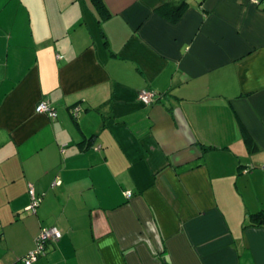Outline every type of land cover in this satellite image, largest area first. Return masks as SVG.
Listing matches in <instances>:
<instances>
[{
  "label": "crops",
  "instance_id": "crops-1",
  "mask_svg": "<svg viewBox=\"0 0 264 264\" xmlns=\"http://www.w3.org/2000/svg\"><path fill=\"white\" fill-rule=\"evenodd\" d=\"M260 212L264 0H0V264H264Z\"/></svg>",
  "mask_w": 264,
  "mask_h": 264
},
{
  "label": "built area",
  "instance_id": "built-area-1",
  "mask_svg": "<svg viewBox=\"0 0 264 264\" xmlns=\"http://www.w3.org/2000/svg\"><path fill=\"white\" fill-rule=\"evenodd\" d=\"M255 1L260 3V0H255ZM58 57L62 58V56H58ZM156 96H157L156 93L152 91L143 90L139 93L138 98L142 103L150 104L153 102ZM79 111H80L79 106H75L72 109V112L76 117L78 116ZM36 112L47 114L51 118H56L58 115L57 111L47 101L39 102L36 106ZM60 183L61 181L58 180L54 184H60ZM29 195L31 197V202L27 207V209L36 213L38 207L41 204L42 196L36 193L33 186H30L29 188ZM127 196L128 197L131 196V192H127ZM62 236H63L62 231L56 226L43 227L36 239L35 248L29 251V253L22 258L23 264H33L40 257L45 256L48 252L47 245L50 242L59 241L62 238Z\"/></svg>",
  "mask_w": 264,
  "mask_h": 264
},
{
  "label": "trees",
  "instance_id": "trees-1",
  "mask_svg": "<svg viewBox=\"0 0 264 264\" xmlns=\"http://www.w3.org/2000/svg\"><path fill=\"white\" fill-rule=\"evenodd\" d=\"M261 1H262V0H261ZM260 214H261V215H260ZM260 214H259V215H256V216H258V217L261 216L262 221L259 222V223H257V224H258V225H263V224H264V213L260 212ZM47 248H48V245H47ZM42 257H43V256H42Z\"/></svg>",
  "mask_w": 264,
  "mask_h": 264
}]
</instances>
